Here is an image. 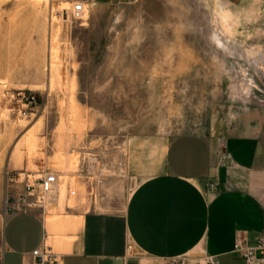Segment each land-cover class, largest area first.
<instances>
[{
    "label": "rangeland",
    "instance_id": "1",
    "mask_svg": "<svg viewBox=\"0 0 264 264\" xmlns=\"http://www.w3.org/2000/svg\"><path fill=\"white\" fill-rule=\"evenodd\" d=\"M78 2L0 0V246L5 171L56 173L74 210H122L168 139L264 113V0Z\"/></svg>",
    "mask_w": 264,
    "mask_h": 264
},
{
    "label": "crops",
    "instance_id": "2",
    "mask_svg": "<svg viewBox=\"0 0 264 264\" xmlns=\"http://www.w3.org/2000/svg\"><path fill=\"white\" fill-rule=\"evenodd\" d=\"M62 200L59 215L5 214L0 264H32L42 245L62 264H195L202 255H235L236 233L254 245L264 226V113L241 131L168 139L160 171L122 210L78 211L61 195L58 207Z\"/></svg>",
    "mask_w": 264,
    "mask_h": 264
},
{
    "label": "built area",
    "instance_id": "3",
    "mask_svg": "<svg viewBox=\"0 0 264 264\" xmlns=\"http://www.w3.org/2000/svg\"><path fill=\"white\" fill-rule=\"evenodd\" d=\"M90 0H80L75 4L77 11L83 10ZM36 103L33 95H26L17 101L18 117L26 118L31 107ZM221 147L218 148V151ZM225 160V155H221ZM6 183L5 214H27L38 211L45 215L50 208H58V190L62 180L56 173H44L38 178L31 173L4 172ZM216 185L209 184L207 189L212 191ZM48 213V212H47ZM233 252L245 264H264V226L255 238L254 245H248L240 232L235 235ZM32 264H62L61 256L49 246L42 245L31 253ZM169 264H188L185 260H173ZM195 264H218L213 257L202 255Z\"/></svg>",
    "mask_w": 264,
    "mask_h": 264
},
{
    "label": "bare ground",
    "instance_id": "4",
    "mask_svg": "<svg viewBox=\"0 0 264 264\" xmlns=\"http://www.w3.org/2000/svg\"><path fill=\"white\" fill-rule=\"evenodd\" d=\"M57 38H58V30L55 31L54 36L52 38V43H51V54L55 55V56L57 54V48H56L57 40H58ZM25 143L27 145H31L32 146L34 141L31 138H27ZM60 195H61V199H65L67 197V192H66L65 188L62 187L61 185H60L59 190H58V198L60 197ZM66 203H67L68 207L72 208L73 207V203H74L73 197L71 196V197L67 198L66 199ZM46 212H54V208H50V210H48Z\"/></svg>",
    "mask_w": 264,
    "mask_h": 264
}]
</instances>
